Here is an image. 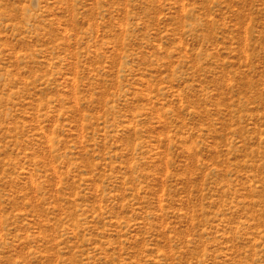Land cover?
<instances>
[{"label": "rangeland", "instance_id": "rangeland-1", "mask_svg": "<svg viewBox=\"0 0 264 264\" xmlns=\"http://www.w3.org/2000/svg\"><path fill=\"white\" fill-rule=\"evenodd\" d=\"M0 264H264V0H0Z\"/></svg>", "mask_w": 264, "mask_h": 264}]
</instances>
